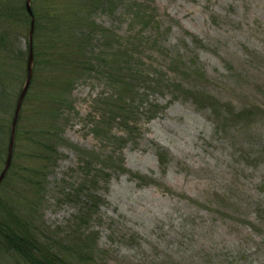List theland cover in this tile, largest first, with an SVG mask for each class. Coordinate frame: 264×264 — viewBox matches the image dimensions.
<instances>
[{"label": "rangeland", "instance_id": "rangeland-1", "mask_svg": "<svg viewBox=\"0 0 264 264\" xmlns=\"http://www.w3.org/2000/svg\"><path fill=\"white\" fill-rule=\"evenodd\" d=\"M99 1L77 6L112 64L66 96L27 194L40 238L94 233L86 264H264V0Z\"/></svg>", "mask_w": 264, "mask_h": 264}, {"label": "trees", "instance_id": "trees-1", "mask_svg": "<svg viewBox=\"0 0 264 264\" xmlns=\"http://www.w3.org/2000/svg\"><path fill=\"white\" fill-rule=\"evenodd\" d=\"M81 1L87 3L86 9H89V4L100 3L99 0H30L34 19L33 76L20 113L12 163L0 185V264H86L96 251L94 233L83 240L66 243L67 248L60 246L57 249L50 241H43L34 227L33 219L40 204L39 199L27 195L41 192L55 159V142L60 139L58 120L67 94L74 84L85 80L95 68H102L103 62L105 69L112 64L111 61L106 63L108 59H93L92 52H88L91 34L99 31L94 30L93 23H85L90 18L87 19L88 14L86 17L81 14L84 8H78L82 6ZM73 3L76 5L72 9L70 6ZM83 22L92 31L80 33L79 39L75 36V29ZM31 23L26 0H0L2 169L8 155L16 108L13 101L20 94L14 91L24 85L27 77ZM109 76L113 85L119 84L112 75ZM124 90L128 91L126 87ZM34 104L38 105V109L33 112L30 106L33 108ZM120 111L126 112L124 108ZM24 118L28 123L23 127ZM88 217L79 219L75 227L81 229L86 226Z\"/></svg>", "mask_w": 264, "mask_h": 264}, {"label": "water", "instance_id": "water-1", "mask_svg": "<svg viewBox=\"0 0 264 264\" xmlns=\"http://www.w3.org/2000/svg\"><path fill=\"white\" fill-rule=\"evenodd\" d=\"M26 7L29 15L32 17V23H31V30H30V36H29V57H28V62H27V77L25 84L23 86V89L21 90L17 103H16V108L13 116V121L11 125V138H10V143H9V148H8V155L7 159L5 162L4 169L2 173L0 174V185L3 182L8 170L10 169L12 159H13V151H14V142H15V134L18 126V120L20 117L21 109L23 102L25 100V97L29 91L31 81H32V76H33V33H34V19L32 15V10L30 6V0H26Z\"/></svg>", "mask_w": 264, "mask_h": 264}]
</instances>
